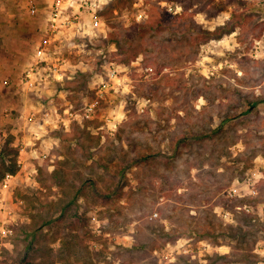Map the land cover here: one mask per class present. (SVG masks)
Segmentation results:
<instances>
[{
    "label": "rangeland",
    "instance_id": "rangeland-1",
    "mask_svg": "<svg viewBox=\"0 0 264 264\" xmlns=\"http://www.w3.org/2000/svg\"><path fill=\"white\" fill-rule=\"evenodd\" d=\"M118 1L105 0L101 9L104 34L70 33L61 47L52 42V59L67 60L62 80L51 73L45 85L26 90L18 84L45 23L28 14L26 0H0V55L15 63L5 72L7 61H0V151L10 137L18 152V170L0 190V224L8 221L12 230L0 239V263L4 249L7 264H20L26 242L12 236L31 214L58 201L62 189L79 192L76 211L64 221L75 222L76 212L85 231V237L76 231L82 246L77 252L71 246L73 264H264V220L255 214L247 224L235 210L264 207V178L254 199L223 196L264 159L262 22L241 20L215 39L204 32L244 11L235 0ZM162 2L182 11L171 14ZM137 25L153 28L141 34ZM111 34L121 52L106 45ZM130 51L136 58L125 63ZM109 63L117 67L115 81L108 79ZM101 81L110 82L99 98ZM95 101L85 119L84 107ZM77 131H87L90 141H75ZM39 168H62L72 180L58 186L53 173L47 189ZM240 227L243 237L229 236ZM51 237L42 229L39 242L55 252L60 242Z\"/></svg>",
    "mask_w": 264,
    "mask_h": 264
},
{
    "label": "built area",
    "instance_id": "built-area-1",
    "mask_svg": "<svg viewBox=\"0 0 264 264\" xmlns=\"http://www.w3.org/2000/svg\"><path fill=\"white\" fill-rule=\"evenodd\" d=\"M45 6L42 8L40 0H26L25 8L30 16H40L41 20L45 23V31L42 32L41 41L38 42L34 49L31 62L22 74V78L19 86L23 89L33 90L40 86L45 85L51 77V73L54 74L56 80H62V72L65 71L67 60L63 57H56L52 59L55 54L50 53L52 42L57 47H61L63 40L69 41L70 33H79L82 38L86 39L89 36H93L96 33L104 34L106 25L102 21L101 9L105 6V0H45ZM242 7L247 9L254 16L258 17L260 22H264V0H235ZM166 10L174 15L180 14L182 9L177 5H168L164 2L161 3ZM229 16L225 17L228 20ZM78 37V36H77ZM89 37L88 39H91ZM264 37V32H263ZM260 41L256 42L259 44ZM257 48H262L257 47ZM52 55V56H51ZM54 60V61H53ZM117 67L111 63L107 69V76L110 81L117 80ZM109 81V82H110ZM109 82L101 81L97 85V96L102 97L106 88H108ZM4 85H8L7 81L3 82ZM264 88V81L262 83ZM97 101L87 104L83 109V117L90 119L95 113ZM65 114L72 116V113L68 110L64 111ZM261 168H264V159L261 160V164L250 169L246 176L240 181H235L234 184L223 192V196L229 200L233 198L254 199L257 195V185L264 178ZM14 175H5L0 183V190L4 191L8 187V181L12 179ZM237 211L242 212L247 216L253 217V221H256V215L258 220H264V207L259 208L251 204H246L236 207ZM257 210L258 212H255ZM256 214V215H255ZM156 216V215H154ZM7 220V218H6ZM9 222H2L0 224V239H6L12 234V230L9 228ZM2 246L0 241V247Z\"/></svg>",
    "mask_w": 264,
    "mask_h": 264
},
{
    "label": "trees",
    "instance_id": "trees-1",
    "mask_svg": "<svg viewBox=\"0 0 264 264\" xmlns=\"http://www.w3.org/2000/svg\"><path fill=\"white\" fill-rule=\"evenodd\" d=\"M130 0H128L129 2ZM119 4L124 5L126 2L123 0L118 1ZM118 5V4H116ZM247 10L244 9L243 12H241L238 15H234V19L232 22L228 23L225 26L217 27L212 32H204L208 37L219 39L223 34L231 33L233 32L234 23L240 22L241 20L245 21L247 24H252L253 21L255 22L258 17L255 16L253 19L252 13H247ZM101 15L104 14L103 11L100 12ZM264 26V22H262V27ZM152 25L144 26V25H137L136 29L138 30V33H146L151 32ZM112 35V34H111ZM110 35V36H111ZM104 41L107 44H114L118 50H122L119 42L117 39L114 38V35H112V38L110 39H104ZM136 52L130 51L127 56L123 58V61L125 63H129L130 61L134 60L136 58ZM110 62H112L109 59ZM111 64V63H109ZM260 102L259 100H257ZM84 135V137L82 136ZM75 141L78 140H88L90 141V134L87 131H77L75 132ZM86 139V140H85ZM11 143V138L8 137L4 140V143L2 145L1 151H0V180L4 178L5 175H15V173L18 170L17 164H16V156L18 154L17 150L10 147L9 144ZM88 144V143H87ZM79 147L84 148L85 150L88 149V145H84L79 141ZM88 158H91L90 153H88ZM59 164V167L61 164H63L62 161L57 162ZM56 175L55 178L57 181H59L58 186H61L60 184L62 182H65L69 185L71 178H68V174L65 173V171H62V168H58L52 172V173H46L42 168H39V175L38 180L42 183L43 186H46L47 189H50L48 185L46 184L47 180L50 179L51 175ZM59 173V174H58ZM77 179L79 177H76ZM74 180V179H73ZM83 182H87L86 184H90L94 186V181L91 179H84ZM62 188V187H60ZM62 197L56 201V202H48L46 205L48 208L46 209L45 213H35L31 214V221L30 223L26 225H22L21 227L17 228L19 229L17 232H15V235L12 236V242H20L24 241L26 242L25 249L26 254L21 257L20 264H73L72 260H70L71 256V246H74L77 252V248L82 246V241L79 239V236H76V233L81 230L79 233H82V237H85L83 230V227L79 229L77 224L79 226H82V220L79 217V215L76 212H72L74 214L72 217L75 218L74 221H68L65 220L68 216V213H71L70 211L75 210L76 206V200L78 198L79 192L74 190L71 193L65 192L61 189ZM76 211V210H75ZM253 219V218H252ZM245 222L249 224L248 222H251V217L246 215ZM253 221V220H252ZM110 222L107 224V227L111 225ZM49 228V231H51V240H59V248L55 250V252H51V248H48L44 245H42L39 241L41 239L39 238V234L42 229ZM51 228V229H50ZM16 229V230H17ZM79 229V230H78ZM75 230V231H74ZM66 231L73 232L72 234L67 235ZM77 231V232H76ZM75 232V233H74ZM246 233V229L240 227L238 230L235 231V233H230L229 236L231 237H243ZM19 235L22 237L19 238ZM4 260L0 264H7V259L9 258L6 256L8 252L4 250ZM23 255V254H22ZM75 260H79L76 259ZM74 260V261H75ZM83 262V261H82Z\"/></svg>",
    "mask_w": 264,
    "mask_h": 264
},
{
    "label": "crops",
    "instance_id": "crops-1",
    "mask_svg": "<svg viewBox=\"0 0 264 264\" xmlns=\"http://www.w3.org/2000/svg\"><path fill=\"white\" fill-rule=\"evenodd\" d=\"M5 45V44H4ZM3 45V46H4ZM3 49H4V47H2V46H0V53H2L3 52ZM8 57H9V59H8ZM8 57H6V55H0V61H1V63L2 62H4V61H7V64H6V68H3V71H5V72H7V71H10L11 72V70L13 69V67H14V65H15V63H14V60H12V58L10 57V56H8ZM0 69L2 70V67L0 66ZM22 76V75H21ZM21 81V80H20ZM20 84V83H19ZM18 84V85H19ZM4 98V96L2 95V94H0V101H1V99H3ZM40 107V106H39ZM39 107H37V109H40ZM25 149V151H26V155H28V151L31 149V148H29V147H25L24 148ZM28 149V150H27ZM32 150V149H31ZM30 150V151H31ZM23 151V150H22ZM34 152V151H33ZM32 153V152H31ZM26 158V157H25Z\"/></svg>",
    "mask_w": 264,
    "mask_h": 264
}]
</instances>
